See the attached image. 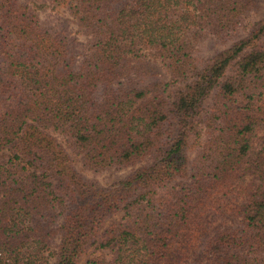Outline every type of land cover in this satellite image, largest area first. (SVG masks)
I'll return each instance as SVG.
<instances>
[{
  "label": "trees",
  "instance_id": "trees-1",
  "mask_svg": "<svg viewBox=\"0 0 264 264\" xmlns=\"http://www.w3.org/2000/svg\"><path fill=\"white\" fill-rule=\"evenodd\" d=\"M46 1L89 39L0 0V264H264V17L197 54L258 1Z\"/></svg>",
  "mask_w": 264,
  "mask_h": 264
},
{
  "label": "rangeland",
  "instance_id": "rangeland-1",
  "mask_svg": "<svg viewBox=\"0 0 264 264\" xmlns=\"http://www.w3.org/2000/svg\"><path fill=\"white\" fill-rule=\"evenodd\" d=\"M22 1L33 4V7L37 5L36 7L38 8L40 17L44 23L52 27L65 30L76 49L81 51L84 48L89 37L80 29L73 16L65 7L46 0ZM257 1V8L248 13V15L243 19L239 28H237L235 31H232L231 37L227 42H220L213 35H209L207 39L203 41L202 44H200L197 54L201 58L206 59L212 56L217 51L222 50L232 45L235 41L245 37L251 30L253 24L264 17V0ZM144 64H147L148 67H153L154 71H158V78L170 83L168 93L173 92L175 89L181 86L179 85V83H174L175 81L171 78V75L169 74L167 68L159 59L153 60L149 63L146 61V63L144 62ZM55 135L60 141L66 144L65 138L61 134L55 133ZM69 152L74 159L76 168L85 176V178L88 180H96L101 187H108L112 183L121 180L127 175L131 174L138 167L151 162L150 160H145L132 166L94 172L93 170H90L83 165L82 159L78 154H76L73 150H69ZM235 185L236 184H234L233 186ZM247 185L248 184L246 183L245 186ZM224 223H227V221H216L211 223L210 227H212L213 229L215 227H222ZM102 253H105V255L103 256L109 257L108 250L101 251L99 249H96L95 246H91L87 253L82 257V261H85L88 258L101 256Z\"/></svg>",
  "mask_w": 264,
  "mask_h": 264
}]
</instances>
